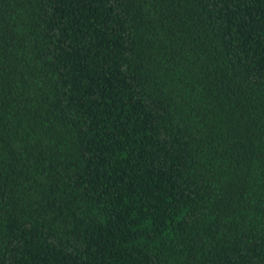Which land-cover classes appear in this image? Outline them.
Listing matches in <instances>:
<instances>
[{"label":"trees","instance_id":"16d2710c","mask_svg":"<svg viewBox=\"0 0 264 264\" xmlns=\"http://www.w3.org/2000/svg\"><path fill=\"white\" fill-rule=\"evenodd\" d=\"M0 264H264V0H0Z\"/></svg>","mask_w":264,"mask_h":264}]
</instances>
